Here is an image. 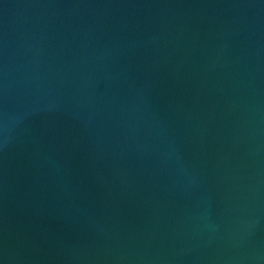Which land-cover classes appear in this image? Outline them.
I'll return each mask as SVG.
<instances>
[{
  "label": "water",
  "instance_id": "water-1",
  "mask_svg": "<svg viewBox=\"0 0 264 264\" xmlns=\"http://www.w3.org/2000/svg\"><path fill=\"white\" fill-rule=\"evenodd\" d=\"M0 264H264V0H0Z\"/></svg>",
  "mask_w": 264,
  "mask_h": 264
}]
</instances>
